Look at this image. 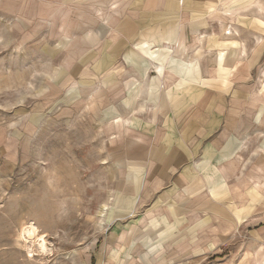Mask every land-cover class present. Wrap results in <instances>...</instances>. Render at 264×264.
Instances as JSON below:
<instances>
[{
	"label": "crops",
	"instance_id": "0c3cea01",
	"mask_svg": "<svg viewBox=\"0 0 264 264\" xmlns=\"http://www.w3.org/2000/svg\"><path fill=\"white\" fill-rule=\"evenodd\" d=\"M5 1L63 5L44 14L77 36L84 98L117 107L121 188L141 210L101 243L110 262L124 246L125 264L217 261L236 239L237 264H264L260 0Z\"/></svg>",
	"mask_w": 264,
	"mask_h": 264
},
{
	"label": "rangeland",
	"instance_id": "374dc122",
	"mask_svg": "<svg viewBox=\"0 0 264 264\" xmlns=\"http://www.w3.org/2000/svg\"><path fill=\"white\" fill-rule=\"evenodd\" d=\"M51 6L31 10L23 2L15 13L0 7V264H110L103 242L124 233L127 221L132 226L141 208L131 212L121 188L126 166L116 163L120 148L110 126L117 107L84 98L77 36L45 18L63 5ZM252 14L262 25L255 43L264 91V0ZM31 223L47 250L28 238ZM243 246L232 239L215 255L221 259L199 264H237ZM130 251L118 249L121 260L113 262L125 264Z\"/></svg>",
	"mask_w": 264,
	"mask_h": 264
},
{
	"label": "bare ground",
	"instance_id": "6f19581e",
	"mask_svg": "<svg viewBox=\"0 0 264 264\" xmlns=\"http://www.w3.org/2000/svg\"><path fill=\"white\" fill-rule=\"evenodd\" d=\"M226 12H229L228 10L226 11ZM230 31V30H229ZM235 31H237V30H235ZM234 31V32H235ZM227 33H229V32H227ZM235 35V34H234ZM183 43V42H182ZM181 43V44H182ZM107 209H108V204H104L103 206H102V208H101V213H103V212H105L106 213V211H107ZM24 231H26L28 234H29V237L28 238H30V239H32L33 238V240L35 239V238H38L37 240L40 242V245H39V250H40V246H41V248H42V250L43 249H46L47 250V248H46V238H45V235H42L41 233H40V229H39V227L38 226H36L34 223H31V225H29V227H26V228H24ZM26 238V237H25ZM29 241V240H28ZM37 241V242H38ZM32 242H34V241H32ZM39 244V243H38ZM31 246V245H30ZM29 246V247H30ZM31 248V247H30Z\"/></svg>",
	"mask_w": 264,
	"mask_h": 264
}]
</instances>
